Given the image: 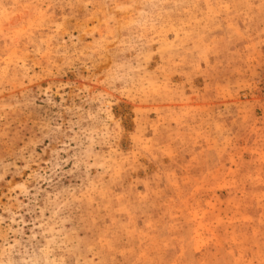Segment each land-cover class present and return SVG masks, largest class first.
<instances>
[{
  "label": "rangeland",
  "instance_id": "1",
  "mask_svg": "<svg viewBox=\"0 0 264 264\" xmlns=\"http://www.w3.org/2000/svg\"><path fill=\"white\" fill-rule=\"evenodd\" d=\"M0 264H264V0H0Z\"/></svg>",
  "mask_w": 264,
  "mask_h": 264
}]
</instances>
